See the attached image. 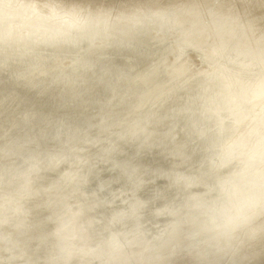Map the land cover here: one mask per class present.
Here are the masks:
<instances>
[{
  "label": "clouds",
  "instance_id": "clouds-1",
  "mask_svg": "<svg viewBox=\"0 0 264 264\" xmlns=\"http://www.w3.org/2000/svg\"><path fill=\"white\" fill-rule=\"evenodd\" d=\"M0 264H264V0H0Z\"/></svg>",
  "mask_w": 264,
  "mask_h": 264
}]
</instances>
